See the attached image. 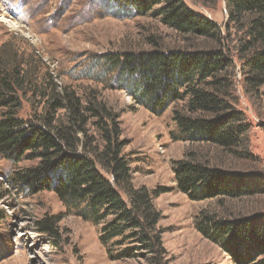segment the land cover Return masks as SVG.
<instances>
[{"label":"rangeland","instance_id":"374dc122","mask_svg":"<svg viewBox=\"0 0 264 264\" xmlns=\"http://www.w3.org/2000/svg\"><path fill=\"white\" fill-rule=\"evenodd\" d=\"M184 1L219 24L221 41L184 36L165 25L154 10L121 11L110 8L108 0H0V62L20 61L27 73L19 116L38 122L51 96L65 88L84 102L96 95L120 113L134 185L169 189L153 199L162 213L158 248L138 236L119 237L105 246L99 239L105 221L85 220L53 191H35L19 180V172L37 165L39 158L26 152L15 160L0 153V264H234L197 230L195 217L203 210L227 218L264 215V88L247 91L244 85L241 63L248 53L240 47L248 38L245 28L230 21L227 0ZM215 45L234 59L238 106L251 124L247 150L252 156L240 158L213 144L174 140L173 112L183 103L171 104L159 115L152 113L135 103L126 89L111 86L115 75L105 72L102 57L107 51ZM58 115L64 121L68 118L65 109ZM87 129L97 137L91 123ZM188 152L211 166L245 174L263 191L241 198L189 199L176 189L174 173V162ZM109 248L114 254L126 248L133 254L116 260L109 257Z\"/></svg>","mask_w":264,"mask_h":264},{"label":"trees","instance_id":"16d2710c","mask_svg":"<svg viewBox=\"0 0 264 264\" xmlns=\"http://www.w3.org/2000/svg\"><path fill=\"white\" fill-rule=\"evenodd\" d=\"M110 8L147 13L150 10L167 26L184 36L221 41L219 24L190 8L184 0H108ZM229 19L245 28L247 40L240 51L248 53L241 67L247 91L264 88V0H227ZM160 7L154 9L155 6ZM105 72L114 74V86L126 89L134 102L154 114L171 104L177 130L174 140L209 143L234 156H252L247 148L251 128L238 106L236 66L221 45L211 48H156L142 51H107L102 54ZM27 73L20 61L0 62V153L19 160L29 152L40 159L19 172V180L35 191H53L83 219L104 222L99 239L138 236L156 249L160 244L157 224L162 217L154 197L169 189L154 190L133 183L132 160L124 152L120 113L90 95L82 101L67 88L56 91L38 122L20 117L27 94ZM68 112L66 121L58 111ZM91 123L97 137L88 134ZM81 134V135H80ZM92 137V138H91ZM176 189L191 200L253 196L263 191L243 173L211 166L188 152L174 162ZM112 216V219H108ZM47 221V220H46ZM197 230L219 245L234 264H264V215L238 218L208 210L195 217ZM44 227L49 228L48 222ZM115 244H120L115 241ZM110 258L133 254L128 248Z\"/></svg>","mask_w":264,"mask_h":264}]
</instances>
